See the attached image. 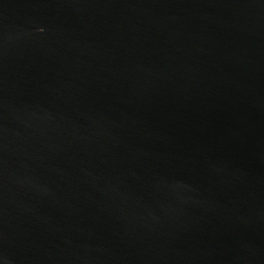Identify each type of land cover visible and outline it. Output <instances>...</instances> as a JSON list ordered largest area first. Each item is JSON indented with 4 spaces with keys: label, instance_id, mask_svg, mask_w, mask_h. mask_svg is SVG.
I'll use <instances>...</instances> for the list:
<instances>
[{
    "label": "water",
    "instance_id": "1",
    "mask_svg": "<svg viewBox=\"0 0 264 264\" xmlns=\"http://www.w3.org/2000/svg\"><path fill=\"white\" fill-rule=\"evenodd\" d=\"M0 264H264V0H0Z\"/></svg>",
    "mask_w": 264,
    "mask_h": 264
}]
</instances>
